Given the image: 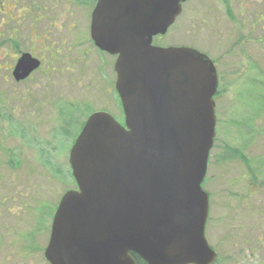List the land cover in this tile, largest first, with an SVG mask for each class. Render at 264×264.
<instances>
[{
	"label": "rangeland",
	"instance_id": "374dc122",
	"mask_svg": "<svg viewBox=\"0 0 264 264\" xmlns=\"http://www.w3.org/2000/svg\"><path fill=\"white\" fill-rule=\"evenodd\" d=\"M62 5L0 0V243L6 244L0 264H19L23 254L29 264H48L25 247L48 242L62 196L77 189L69 156L81 129L65 126L66 115L84 124L106 111L124 122L116 57L89 38L93 7L87 14L71 7L74 15L63 25L56 12ZM154 43L194 48L216 66L217 126L203 183L210 202L206 238L217 264H264V0H188ZM19 49L43 51L41 72L28 82L7 68L8 54Z\"/></svg>",
	"mask_w": 264,
	"mask_h": 264
},
{
	"label": "water",
	"instance_id": "95a60500",
	"mask_svg": "<svg viewBox=\"0 0 264 264\" xmlns=\"http://www.w3.org/2000/svg\"><path fill=\"white\" fill-rule=\"evenodd\" d=\"M188 0H99L91 36L117 56L122 124L109 112L86 120L69 163L77 189L61 198L46 258L51 264H214L203 188L216 135L214 62L154 39ZM41 62L19 59L21 80Z\"/></svg>",
	"mask_w": 264,
	"mask_h": 264
},
{
	"label": "flooded vegetation",
	"instance_id": "af4514ba",
	"mask_svg": "<svg viewBox=\"0 0 264 264\" xmlns=\"http://www.w3.org/2000/svg\"><path fill=\"white\" fill-rule=\"evenodd\" d=\"M94 1V0H93ZM93 1H80V0H72V2L73 3H71L69 0H64V6L62 5L61 7H59V8H56V12L57 13H59V15H57L58 17H62L63 19H65V20H62L63 21V25H66V19H69V13H71V15H70V17L72 16V14L74 13V11H71L72 10V8L71 7H73V6H75V7H80V8H83V9H87L86 10V14H87V12H90V9L92 8V10H91V12H90V18H91V25H92V15H93V12H94V10H95V8H96V6H97V3H98V1L99 0H95L94 2H95V4H93ZM57 2H59V1H57ZM77 2L78 3H81V4H77ZM92 5H94V6H92ZM58 7V6H57ZM76 11H78V10H76ZM74 15V14H73ZM73 17V16H72ZM70 23V22H69ZM70 25L71 26H74V23L73 22H71L70 23ZM91 25H90V39H91V41L93 42V44L95 45V43H94V41H93V39H92V36H91ZM96 46V45H95ZM50 51V55H56V54H58V53H56V54H53L52 53V51L51 50H49ZM100 52H102L101 50H99ZM43 53V51H40V53ZM25 53H29L30 55H32V57H34V58H36V59H38L40 62L43 60V56H41V55H39V54H37V53H35V52H33V51H31V52H28V51H23V50H21V49H19V50H17V52H14V53H12V54H8V56H9V59L10 60H12V64L8 67L7 66V68H8V70L11 72V75H12V77L13 78H15L16 79V77L14 76V71H15V68H16V65H17V63H18V61H19V59L23 56V54H25ZM85 53H87V52H85ZM104 53V52H103ZM114 57H116V59H117V56H114ZM14 61H15V63H14ZM40 68V67H39ZM36 69V70H34L32 73H30L29 74V76L28 77H26V78H24V79H21V80H17V81H20V82H28V81H31L32 79H33V77H34V73L36 72V71H39V72H41V69ZM116 73V72H115ZM45 76H47V72L45 73V74H43V75H41V78H43V77H45ZM259 76H261L262 77V75H259ZM56 78H59L58 76H56ZM16 80H15V82H17ZM20 82H17V83H20ZM57 86V85H56ZM115 90H116V82H115ZM116 93H117V95H118V92H117V90H116ZM218 95V94H217ZM118 97H119V95H118ZM119 99H120V97H119ZM120 102H121V100H120ZM96 112V111H95ZM13 114L15 115V111H13ZM83 126H84V124H83ZM83 126H82V128H83ZM82 128H81V130H82ZM81 130H80V132H81ZM79 132V133H80ZM251 180V183L252 184H254L255 183V179H253V177L250 179ZM250 184V183H249ZM54 218V217H53ZM52 223H53V220H52ZM52 223H51V229H50V235H51V230H52ZM44 230V229H43ZM39 231V230H38ZM22 240H24L25 242H26V240L25 239H23L22 238ZM49 240H50V237H49V239H48V242L45 244H43V246H42V248L40 247V246H38L37 244H35V241L33 242V243H31V242H28L27 243V245H26V249H28V250H32L34 253H37V252H39V254L40 255H42L43 256V260L46 262V263H48V264H51L49 261H48V259L46 258V249H47V247H48V244H49ZM42 242H45V240H43ZM41 245V244H40ZM6 246V244H4V243H0V250H2L4 247ZM3 247V248H2ZM28 258H29V256H26V254H23L20 258H19V260L17 261L19 264H29V260H28ZM7 261L9 262V258L7 259ZM17 262H14V263H17ZM6 264H11V263H7L6 262Z\"/></svg>",
	"mask_w": 264,
	"mask_h": 264
},
{
	"label": "trees",
	"instance_id": "16d2710c",
	"mask_svg": "<svg viewBox=\"0 0 264 264\" xmlns=\"http://www.w3.org/2000/svg\"><path fill=\"white\" fill-rule=\"evenodd\" d=\"M155 41H156V38H155ZM155 44V43H154ZM156 45V44H155ZM66 116H68L69 118H66L65 117V122H66V125L65 126H67V125H69V123H70V125L71 124H73V126H75L76 127V129H81L82 128V126H83V122H80L79 120H73L72 119V117L71 116H69V115H66ZM66 128V127H65ZM66 130H67V128H66ZM65 130V131H66ZM234 153H237V151H235ZM132 256H133V258L135 259V261H136V263L137 264H147L140 256H138L137 254H135V253H132ZM215 264H217V261H216V263Z\"/></svg>",
	"mask_w": 264,
	"mask_h": 264
}]
</instances>
